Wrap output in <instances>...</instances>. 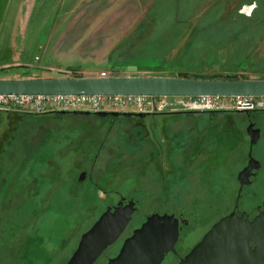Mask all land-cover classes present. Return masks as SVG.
<instances>
[{
	"label": "rangeland",
	"instance_id": "1",
	"mask_svg": "<svg viewBox=\"0 0 264 264\" xmlns=\"http://www.w3.org/2000/svg\"><path fill=\"white\" fill-rule=\"evenodd\" d=\"M152 3L153 0H93V4L90 0H0V65L21 58L32 64L42 63V57L36 60V56H42L38 44L52 28L63 27L71 16L82 15L87 9L101 14V10L113 7L117 28L133 43H140L133 56L127 57L138 72L187 73L206 78L235 74L264 79V0H179L180 33L169 35L170 28L164 27V35L156 37L158 40L154 37L161 34L160 26L167 20L171 23V19L158 17L162 24L159 26V22L150 23ZM22 44L24 52L19 50ZM17 53L22 56L14 57ZM31 69L39 76L42 73L39 68L11 67L6 72L0 70V75ZM114 70V75H130L122 67ZM70 75L59 77H75ZM260 112L254 114L261 116ZM9 115L0 112V264H64L81 234L108 205L115 203L118 194L149 198L164 192L165 183L170 181L165 174L161 177L159 166H164L157 162V152L170 144L169 138L157 129L147 139H133L127 134V142L115 132L116 124L106 134L105 129L100 130L101 121L95 118L88 125L84 116ZM121 126L128 128L127 124ZM261 127L263 136L252 153L264 159V124ZM195 134L189 131L190 139ZM224 159L226 163L222 164ZM240 159L238 150L220 151L222 169L229 160ZM81 170L89 171V176L78 181ZM194 174V179L201 176L198 167ZM223 178L221 174L220 180ZM226 182V193L231 196L235 183L231 179ZM195 187L196 184L189 185L191 190ZM116 190L119 193L113 192ZM146 210L147 205L133 214L124 235ZM198 233V229H191L188 238ZM117 243L107 247L94 264H104Z\"/></svg>",
	"mask_w": 264,
	"mask_h": 264
},
{
	"label": "flooded vegetation",
	"instance_id": "2",
	"mask_svg": "<svg viewBox=\"0 0 264 264\" xmlns=\"http://www.w3.org/2000/svg\"><path fill=\"white\" fill-rule=\"evenodd\" d=\"M255 111H262L261 116L255 115ZM263 111L264 108L257 107L252 110L227 111L167 109L150 112L144 117L122 114L101 117L94 112L89 115H75L67 111L65 114L73 117L84 116V123L88 125L91 118L98 119L102 123L100 130L105 129L106 134L111 126L116 124L115 132L122 135L127 142H130L126 139L127 134L133 135V139L136 137L147 139L150 135L154 136L156 129L161 135L164 132L169 138L170 144H166L163 150L160 149L157 152V162L164 166H159L158 172L161 177L165 174L168 177L165 176V179L170 178V181L164 185V192L153 194L149 198L118 194L115 203L107 206L113 207L120 200H123V204L133 201L130 220L114 242L116 244L119 241L116 249L105 258L108 260L115 256L124 239L154 213L172 215L178 221V235L174 247L166 253L161 262V264H177L220 218L234 212L238 216L243 215V218L252 220L258 213L264 211V159H259L252 153L254 146L258 145L263 136L261 127L264 124ZM7 114H11L9 115L11 117L19 115ZM180 118L185 119L183 122H178ZM124 124H127L128 128H122L121 125ZM182 124L184 126H181ZM249 124H253L254 128L260 130L258 141L251 148L250 135L247 132ZM191 130L196 131V134L190 139L189 131ZM222 149L229 153L238 150L241 159L232 162L229 160L227 167L224 166L225 169H222L220 161ZM262 152L264 154V146ZM250 156L258 161L255 163L257 167L250 170L248 182L241 185L238 173L248 165ZM223 163H226L225 159ZM196 167H198V173L201 172L203 176L199 175V179L193 178ZM190 169H192L191 173H189ZM82 171H85V178H88L89 171L81 170L79 174ZM221 174L224 178L220 180ZM217 176L220 177L217 178ZM227 179L235 183L231 196L226 193L229 187ZM190 184H196L195 190L189 188ZM113 192L119 193L118 190ZM146 205L147 210L141 212V219L134 224L127 235H124L130 227L129 223L133 214L142 211ZM191 229H198L199 233L197 237L190 239L188 234ZM249 246L253 249L255 243L249 241ZM103 253L100 258L104 255Z\"/></svg>",
	"mask_w": 264,
	"mask_h": 264
},
{
	"label": "water",
	"instance_id": "3",
	"mask_svg": "<svg viewBox=\"0 0 264 264\" xmlns=\"http://www.w3.org/2000/svg\"><path fill=\"white\" fill-rule=\"evenodd\" d=\"M188 77L178 75H114L75 77H19L0 78V94H121L155 96L247 95L264 97L263 78ZM257 108H264V102ZM60 110L57 113L65 114ZM75 115H89L91 111H71ZM94 114L144 117L145 112L96 111ZM250 148L256 144L259 128L249 124ZM258 161L250 156L248 165L238 173L240 184L248 182L252 168ZM82 171L78 181L84 180ZM120 200L107 207L93 224L81 234L76 248L64 264H94L100 255L122 234L133 212V201ZM178 235V221L172 215L151 214L140 227L124 239L117 254L105 264H161L167 252L173 249ZM249 241L255 243L253 249ZM264 211L252 220L234 212L220 218L202 239L177 264H263Z\"/></svg>",
	"mask_w": 264,
	"mask_h": 264
},
{
	"label": "crops",
	"instance_id": "4",
	"mask_svg": "<svg viewBox=\"0 0 264 264\" xmlns=\"http://www.w3.org/2000/svg\"><path fill=\"white\" fill-rule=\"evenodd\" d=\"M90 4H93V0H90ZM111 8L101 10V14H93L92 9L91 12L87 9L82 15L77 13L71 16L63 27L52 28L46 39L38 44L42 56H36V60L40 61L42 57V63L32 64L21 58L13 60L11 65H0V68H39L42 72L40 76L31 69L27 72L28 76H24L23 71L21 74L0 75V78L71 76L70 73L74 76H99L101 71L111 67H122L125 71H130V75H150L151 72L148 71L138 72L133 68L134 62L127 60V57L133 56L131 54L140 43H133V40L124 35V31L117 28V21L114 20L116 15L111 13ZM22 25V31H25V21ZM20 36L24 38L23 32ZM19 50L24 52L25 46H21ZM21 56L20 53L14 55ZM179 74L181 73L172 75Z\"/></svg>",
	"mask_w": 264,
	"mask_h": 264
},
{
	"label": "built area",
	"instance_id": "5",
	"mask_svg": "<svg viewBox=\"0 0 264 264\" xmlns=\"http://www.w3.org/2000/svg\"><path fill=\"white\" fill-rule=\"evenodd\" d=\"M114 68L103 70L99 76H114ZM264 97L247 95L217 96H155L121 94H0V112L12 114H46L60 110L145 112L157 110H252Z\"/></svg>",
	"mask_w": 264,
	"mask_h": 264
},
{
	"label": "trees",
	"instance_id": "6",
	"mask_svg": "<svg viewBox=\"0 0 264 264\" xmlns=\"http://www.w3.org/2000/svg\"><path fill=\"white\" fill-rule=\"evenodd\" d=\"M179 0H153V3H152V6L150 7V10L149 12L151 13V17L153 20H150V23L152 24H157V22H159L158 20L159 19H171V23H169L170 21H166L165 25H162L160 22L158 24L159 25H162L160 26V30L159 32H161V34H156L155 35V39L158 40L156 37H160L162 35H164V27L165 28H170V32H169V35L173 34V36H177L180 31H179V26H180V23L178 22V18H180V16L177 15V9L179 7ZM159 17V19H158ZM179 27V28H178ZM158 32V33H159ZM174 39V38H172ZM176 39H179V38H175ZM9 68H11L10 66L9 67H1L0 70L5 72L6 70H8ZM24 76H28L27 72L23 73ZM78 76V75H76ZM178 76H188L187 73H181L179 74ZM190 77V76H188ZM199 77V76H198ZM225 77L224 75H214V76H211L209 78H223ZM231 78H247V77H238L236 76L235 74H231L230 75ZM203 78H206V77H203ZM101 118V117H99Z\"/></svg>",
	"mask_w": 264,
	"mask_h": 264
}]
</instances>
